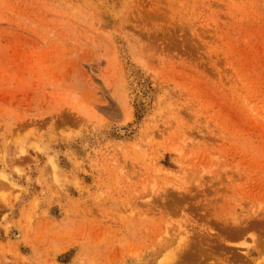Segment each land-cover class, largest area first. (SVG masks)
<instances>
[{"label": "rangeland", "instance_id": "1", "mask_svg": "<svg viewBox=\"0 0 264 264\" xmlns=\"http://www.w3.org/2000/svg\"><path fill=\"white\" fill-rule=\"evenodd\" d=\"M182 250L264 264V0H0V264Z\"/></svg>", "mask_w": 264, "mask_h": 264}, {"label": "bare ground", "instance_id": "2", "mask_svg": "<svg viewBox=\"0 0 264 264\" xmlns=\"http://www.w3.org/2000/svg\"><path fill=\"white\" fill-rule=\"evenodd\" d=\"M184 247H186V246H184ZM182 248H183V246H182ZM179 249H181V248H179ZM178 249V250H179ZM187 250V249H186ZM186 250H182L181 252H180V254H178L179 255V258H178V261L176 260L175 262H170L171 264H183L182 263V261H186V263H188V261H190V260H192L193 259V256L194 255H197V253H195L194 255H193V253H194V251L193 250H191V252H190V256L188 257V255H189V253L186 251ZM193 251V252H192ZM178 251H177V253H179ZM196 252V251H195ZM191 253H192V255H191ZM188 257V258H187ZM195 257V256H194ZM196 258H198V257H195V262H197L196 260H199V258L198 259H196ZM194 260V259H193ZM198 262H200V260L198 261ZM201 262H202V260H201Z\"/></svg>", "mask_w": 264, "mask_h": 264}]
</instances>
